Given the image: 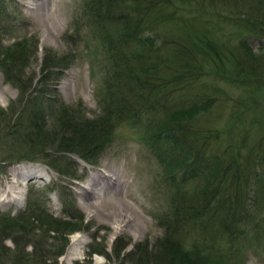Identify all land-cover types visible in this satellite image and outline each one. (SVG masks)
Masks as SVG:
<instances>
[{
	"label": "rangeland",
	"instance_id": "1",
	"mask_svg": "<svg viewBox=\"0 0 264 264\" xmlns=\"http://www.w3.org/2000/svg\"><path fill=\"white\" fill-rule=\"evenodd\" d=\"M30 1L6 0L3 10L8 17L3 11L0 14L5 25L0 29V212L16 216L31 206L35 209L44 195L48 201L41 204L57 218L68 219L65 209L71 207L85 215L84 229L68 234L64 255L53 258L51 264H135L117 258V239L130 242L123 256L140 243L141 247L148 245L156 257H163L158 264H165L167 226L177 220L175 201L178 205L184 198L178 189L183 174H171L184 164L161 163L157 146L145 138V119L154 114L124 120L114 125L111 135L103 134L112 92L104 80L105 40L97 18L90 14L94 9L90 5L100 1L49 0L42 10L33 9ZM138 1L116 0L115 4L117 11L145 15L144 38L152 36L160 48L161 85L168 83L167 89L161 87L154 93L164 110L180 111L177 117L180 126L190 131L189 140L205 141L202 155L217 157L224 167L232 166L233 174L238 168L244 176L258 167L261 172L264 86L234 79L238 59L250 53L264 59V0H140L141 5ZM245 19L258 22L251 26L255 30ZM107 29L117 34L118 29L110 25ZM3 57L11 66L18 65L20 86L9 80ZM46 57L51 70L57 71L48 77L43 72ZM196 99L207 102L206 109L190 113L189 104ZM37 104L42 107L40 121H45V131L38 137L43 150L35 154L37 146L29 141L18 144L8 132L16 130L17 118L23 113V120L19 119L27 126L29 111ZM65 118L76 120L85 134L87 123L93 124L90 131L100 135L92 145L98 147L91 148L92 163L71 151L66 156L77 163L67 164L56 144L45 142L43 137L59 143L63 136L73 135V128L63 124ZM188 143L185 148L192 153V143ZM22 152L25 158L20 159ZM66 165L75 176L60 172V168L68 170ZM106 173L115 176V183ZM233 174L227 171V177L233 179ZM185 186L190 193L192 185L186 182ZM92 187L106 189L90 193ZM257 188L255 181L244 185L236 190L237 195L232 194V202L225 197L217 205L215 196L209 194L202 221L192 217L183 225L184 246L204 264H264V193L258 194ZM224 192L229 194L228 189ZM123 214L131 219L116 234V219L122 220ZM48 238L55 243L53 250L63 247L64 237ZM78 246V256L70 261L69 252ZM15 248L12 240L4 242L1 251L6 255L0 264H15ZM97 248L110 257L92 254Z\"/></svg>",
	"mask_w": 264,
	"mask_h": 264
},
{
	"label": "trees",
	"instance_id": "2",
	"mask_svg": "<svg viewBox=\"0 0 264 264\" xmlns=\"http://www.w3.org/2000/svg\"><path fill=\"white\" fill-rule=\"evenodd\" d=\"M5 1L0 0V14H2V11L4 12L3 14L6 13L5 9L3 10ZM99 1L90 5L94 7L93 11H90V14L91 16L93 15L92 17L97 18L95 21L99 24L97 27L99 28L100 36L105 40L108 63L103 67L104 80L108 91L112 92L110 93L111 100H109L111 102L106 109V112L109 114V121L105 122L107 126L104 127L103 134L105 136L111 135L114 125L122 124L124 120L140 119L144 115L149 114L148 116L150 117L154 114L152 119L148 117L145 119L147 129L145 138H148L153 145L157 146L155 153L161 163L170 166L180 161L179 163L184 164V166L180 165L178 171H174L171 174H178V172L183 174V179L179 180L178 189L180 188V191L184 194V198H180L178 205V201H175L174 215H178L176 216L177 220L173 225L167 226V232H169L170 236H168L169 238L165 245L167 249H164L165 252H163L165 254L164 258L168 259L165 264H204V260L201 257L198 258V255H194L192 250L183 244V225L186 224L185 221H190L192 217H199L198 220L202 221L203 213L207 212L208 203L205 200L208 199V196H211L209 194L215 196V198L213 197L215 205L218 203L222 204L221 201L225 197L232 202L234 197H232V194L235 193L237 195L236 190L240 191V188H244V185L251 186L254 181L259 190L258 194L260 192L264 193V169H262L261 173L259 172V167L257 170L254 168L253 173H250L249 176H244L242 175V170L238 168L236 169V174H233L231 170L232 166L224 167L222 162L219 163L217 157L209 159L201 154V151L205 148V141L199 138H194V140L191 138L192 141L189 140L190 131L187 127L180 126L179 122L181 119L177 117L180 115V111L172 113L169 110H164L163 103L154 94L156 89H160L161 87L167 89L168 83L161 85L164 80L161 78L162 74H160V66H162L163 62V59L161 60V56H159L160 48L153 44H156V41L153 40L152 36L144 38L143 31L145 32L146 30L143 25L146 22L145 15L140 14L139 16H135L127 9L117 11L116 0ZM139 1L138 4L141 5ZM137 10L134 9V11ZM5 15L7 16V14ZM245 20L246 24L250 23L249 28L252 25L258 26L257 21L254 23L248 19ZM109 25L112 28L118 29L117 34L111 33L107 29ZM4 26L0 21V29ZM262 29L264 30V25ZM251 30H255V28L252 27ZM253 54L250 53L242 61L238 59V66L235 70L237 75L234 81H239L240 83L251 82L252 86L259 88L264 86V59L256 54L253 56ZM47 61L48 58L46 57L43 67L45 77L57 73L54 69L51 70L52 67H50ZM2 62L6 64L5 71L8 74L9 80L20 86L19 82L21 79L17 71L18 69L15 68L18 65L11 66L7 63L5 57L2 58ZM13 70H15L16 74H12ZM36 96L38 97V95ZM206 103L198 99L193 100L189 104V107L192 108L190 113L197 114L200 110L206 109ZM38 104L33 110L29 111V116L31 117L27 126L21 121L25 115L23 113L24 115L21 114L17 118L19 121L15 125L16 130L8 132V134L15 136V141H18V144L22 141H29L32 144L31 146H37L35 154L43 150V148H39L43 144L38 141L45 131V121H40L43 117L42 107L38 106ZM262 109L264 114V107ZM63 124L66 125L65 128L67 129L73 128L74 136H63L59 139V143L56 142L55 138L47 140L48 137H43L45 142L56 144L58 151L63 152L60 155L61 159L64 162H68L67 164L77 163L76 160L66 156V153L71 151L78 153L79 156L92 163V156H90L91 148L95 146H92L94 143H98V139L100 138L99 134H95L92 132L93 130L90 131L93 124L87 123L88 129L86 131L88 132L86 134L83 132V128L79 129L80 124L78 127L77 121H73L72 118H65ZM188 141L192 143L189 146L193 151L192 153L185 148H188ZM97 145L95 147H98ZM20 154L18 156L20 159L25 158L23 152ZM192 154H196V157L193 158ZM67 168L68 170L60 168V172L63 175L75 176L71 174L72 168L68 166ZM227 171L233 174V179L231 175L227 177ZM186 182L192 185L190 193L186 190ZM227 189L229 190V194L226 196V192L224 191ZM42 197L39 202H36L35 209L31 210L33 207L31 206L27 211H20L16 216L0 212V259L6 255V251L2 252L1 248L4 246V242L10 239L16 245V248L13 249L15 264H28L30 262L32 264H51L53 258L56 257L57 259L64 255L65 249L69 244L68 234L84 229L85 215H81L79 210L75 209V207L66 208V215L69 218H57L53 214L51 215L48 210L46 211L41 203H45L46 205L48 200L47 197L44 198V195ZM53 232L55 234L51 236ZM48 236L53 239L64 237L63 247L53 250L52 248L55 243H50ZM120 241L117 239L114 250L118 259L122 257V261L131 260L135 264H150L151 261L155 260L158 264L159 261L163 260L162 256L159 257L158 255L156 257L148 245L141 247L140 243L136 246V250L123 256V251L128 247L130 242L122 243ZM28 247H33V250L29 251ZM94 253L110 257L109 253L98 248L93 250L92 254Z\"/></svg>",
	"mask_w": 264,
	"mask_h": 264
},
{
	"label": "bare ground",
	"instance_id": "3",
	"mask_svg": "<svg viewBox=\"0 0 264 264\" xmlns=\"http://www.w3.org/2000/svg\"><path fill=\"white\" fill-rule=\"evenodd\" d=\"M49 0H31L30 2L32 3V6H33V9H41L42 10V6L46 3V2H48ZM31 6V7H32ZM48 9V8H47ZM46 10V9H45ZM42 17V16H41ZM43 19V18H42ZM49 26V25H48ZM106 176L108 175V178H110L111 179V181H112V184L113 183H115V176H113V174L111 173H106L105 174ZM105 178V177H104ZM97 182V180L95 181V183ZM121 182V181H120ZM98 183V182H97ZM103 186V185H102ZM94 187H92V189H93ZM105 187L103 188V187H100L98 190H96V189H93V190H89V188H88V190L90 191V193H96V192H100V190L101 191H105ZM21 193V192H20ZM104 194V193H103ZM108 195V194H107ZM104 196H105V194H104ZM109 197H110V195H109ZM112 197V196H111ZM100 198V197H99ZM108 199V198H107ZM112 199V198H111ZM111 199H109V200H111ZM115 199V198H114ZM102 200V199H101ZM113 200V199H112ZM104 201H106L105 199H104ZM112 202V201H111ZM110 202V203H111ZM103 203V202H102ZM107 203H108V200H107ZM90 205V204H89ZM122 220L121 219H116L117 221H116V224H115V229H116V234L120 231V230H122V228H123V226L125 225V223L127 222V221H129L131 218H130V215L129 214H123L122 215ZM75 243H76V241H75ZM78 252H79V246L78 247H74L72 250H71V252H69V254H68V256H67V258L71 261L72 259H75L77 256H78Z\"/></svg>",
	"mask_w": 264,
	"mask_h": 264
}]
</instances>
